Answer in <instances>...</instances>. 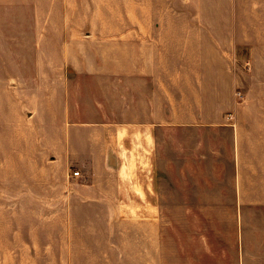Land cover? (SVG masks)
Returning <instances> with one entry per match:
<instances>
[{"label": "crops", "instance_id": "obj_1", "mask_svg": "<svg viewBox=\"0 0 264 264\" xmlns=\"http://www.w3.org/2000/svg\"><path fill=\"white\" fill-rule=\"evenodd\" d=\"M0 45V59L67 66L35 96L50 91V135L63 143L50 163L77 164L58 187L59 205L162 207L165 235L166 223L186 222L196 223L190 230L199 238L228 207L233 264H264V135H249L256 127L239 120L237 97L226 104L222 83L205 93L204 69L189 80L171 67L264 60V0H0ZM19 107L26 122L39 114L23 101ZM125 158L149 163L144 172L138 164L131 193L111 183ZM152 209L143 221L154 220Z\"/></svg>", "mask_w": 264, "mask_h": 264}, {"label": "rangeland", "instance_id": "obj_2", "mask_svg": "<svg viewBox=\"0 0 264 264\" xmlns=\"http://www.w3.org/2000/svg\"><path fill=\"white\" fill-rule=\"evenodd\" d=\"M65 67L60 60L0 59V264H233L237 239L228 207H221L220 222L203 224L205 237L199 238L200 230H190L196 223L186 222L166 223L165 235L162 207H151L154 220L143 221L150 211L138 206L59 205L58 187L67 184L66 172L77 164L64 158L50 163L48 155L63 143L50 135L52 118L45 112L50 91L35 96L50 89L52 74ZM171 67L184 69L189 80L204 69L210 81L205 93L219 91L222 83L221 90L228 89L226 104L237 97L239 120L248 129L256 127L249 135H264V60H172ZM20 101L28 111L36 108L37 117L28 122L18 117ZM138 164L123 159L124 171L112 175L111 183L120 180L131 193L141 180ZM139 165L142 172L149 169L147 160ZM44 184L56 185L44 190Z\"/></svg>", "mask_w": 264, "mask_h": 264}, {"label": "built area", "instance_id": "obj_3", "mask_svg": "<svg viewBox=\"0 0 264 264\" xmlns=\"http://www.w3.org/2000/svg\"><path fill=\"white\" fill-rule=\"evenodd\" d=\"M73 175H79V171L78 170H75L72 172Z\"/></svg>", "mask_w": 264, "mask_h": 264}]
</instances>
